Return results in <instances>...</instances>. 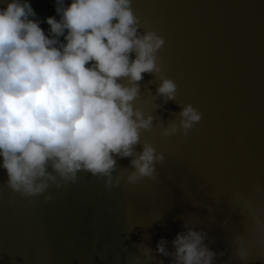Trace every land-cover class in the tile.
<instances>
[{
    "label": "water",
    "instance_id": "water-1",
    "mask_svg": "<svg viewBox=\"0 0 264 264\" xmlns=\"http://www.w3.org/2000/svg\"><path fill=\"white\" fill-rule=\"evenodd\" d=\"M30 3L46 32L47 17L60 19L56 0ZM132 7L139 33L165 40L157 63L178 86L176 101L165 103L160 74L139 82L135 106L154 117L141 142L165 157L156 179L128 185L131 158H117L113 176L127 170L118 187L82 171L75 184L26 198L0 168V264H174L157 244L164 238L174 252L186 224L206 233L213 264H264V0H132ZM187 104L201 121L187 136H164Z\"/></svg>",
    "mask_w": 264,
    "mask_h": 264
},
{
    "label": "clouds",
    "instance_id": "clouds-1",
    "mask_svg": "<svg viewBox=\"0 0 264 264\" xmlns=\"http://www.w3.org/2000/svg\"><path fill=\"white\" fill-rule=\"evenodd\" d=\"M56 12L60 19L47 17L46 32L30 0H3L0 6V168L8 187L38 197L77 183L83 171L110 190L127 171L113 176L117 158H131L128 185L156 179V164L165 157L141 142L154 117L135 101L146 73L160 74L157 93L165 103L176 101L178 86L157 63L165 40L154 30L139 33L132 0H56ZM180 107L179 121L164 128V136H187L201 121L193 105ZM185 228L172 241L174 252L164 238L157 251L174 264H213L217 253L205 244L206 233ZM236 243V254L245 259L242 240Z\"/></svg>",
    "mask_w": 264,
    "mask_h": 264
}]
</instances>
